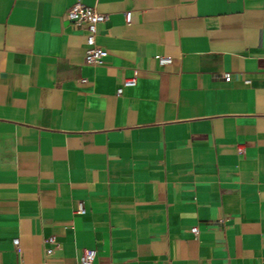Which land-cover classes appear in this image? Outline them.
<instances>
[{"label":"crops","instance_id":"obj_1","mask_svg":"<svg viewBox=\"0 0 264 264\" xmlns=\"http://www.w3.org/2000/svg\"><path fill=\"white\" fill-rule=\"evenodd\" d=\"M73 1L0 0V264H264V0Z\"/></svg>","mask_w":264,"mask_h":264},{"label":"built area","instance_id":"obj_2","mask_svg":"<svg viewBox=\"0 0 264 264\" xmlns=\"http://www.w3.org/2000/svg\"><path fill=\"white\" fill-rule=\"evenodd\" d=\"M64 17L73 26L82 27L86 31L85 33V50L84 60L86 63L99 65L103 62L105 56H107V50L103 46L97 43L96 36L98 34L97 26L99 23L104 22L107 19V15L103 12L97 11L93 6L87 5L83 0H74L70 6L65 10ZM130 11L125 12V20L129 21ZM171 61V57L167 55H161L158 57V63L160 65L167 64ZM136 71L131 76L124 78L122 85L116 90L117 94H121L124 87L133 86L136 83ZM225 80H229L230 76L227 74L224 76ZM85 208L82 201L77 202L75 208L76 213L84 214ZM193 233H197V226L191 228ZM13 245L18 248L19 239H13ZM45 242L49 244L45 248L47 254L53 250L52 244L56 242L54 236H49L45 239ZM96 257L95 248H84L79 256V263L81 264H93Z\"/></svg>","mask_w":264,"mask_h":264}]
</instances>
